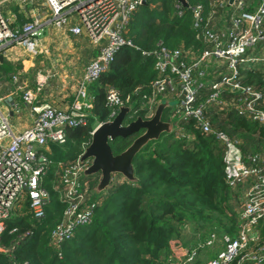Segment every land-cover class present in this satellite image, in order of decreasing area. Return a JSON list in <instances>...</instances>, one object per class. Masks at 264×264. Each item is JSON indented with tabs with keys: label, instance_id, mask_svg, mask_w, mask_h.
I'll return each instance as SVG.
<instances>
[{
	"label": "built area",
	"instance_id": "obj_1",
	"mask_svg": "<svg viewBox=\"0 0 264 264\" xmlns=\"http://www.w3.org/2000/svg\"><path fill=\"white\" fill-rule=\"evenodd\" d=\"M146 1L43 0L39 6L40 10H45L46 23L52 29L76 37L85 34L96 53L85 66L78 85L71 93L75 102L71 110H60L48 103L36 105V98L45 81L41 77L33 90L17 87V91L21 93V103L29 108L31 114L28 128L12 132L6 118L0 113V237L5 221L20 207L23 200H27L34 220L43 219L49 197L41 185L45 175L41 165L46 162L49 144L62 143L64 130L87 117L86 110L91 109V99L86 87L107 70L119 47L126 45L133 48L124 34L132 14ZM205 1V6L197 4L189 12L195 41L207 44L209 49L196 54L193 49L170 51L157 44L156 50L151 54L155 78L147 86L148 92L140 109L143 111V119H149L160 102L176 99L177 104L173 110L166 111L168 123H172L174 128L175 121L192 120L202 133L214 136L222 145L223 173L229 190L235 192L240 188L243 190L245 185L250 187L244 191V195L241 193L244 197L240 205L243 207L242 214H237L236 230L231 238L227 237L228 234L224 236L227 238L223 237L224 250L209 259L208 263L206 261L202 264H251L245 252L250 250L251 242L257 247L259 235L254 224L264 221V157L262 159L261 156L248 155L244 159L239 145L221 131L212 129L204 115L207 108L214 107L217 111H233L236 115L246 116L264 127V114L253 106L260 95L249 87L240 85L241 78L237 68L249 62L264 63V56L259 60L246 57L247 51L264 46V0H232L231 3L228 0ZM176 11L180 16L178 6ZM39 13L36 8L29 16V21L21 26H12L3 17L0 5V51L14 46L27 50L32 57L46 53L39 41ZM1 58L0 55V63ZM208 74L211 78L206 81ZM196 77L200 84H196ZM11 80L15 83L17 78L13 76ZM204 83L214 92L196 104L198 91ZM222 90L232 94L231 99L220 100L219 93ZM104 99L108 107L132 109L126 106L128 100L120 99L112 87H105ZM3 101L11 111L17 112L15 102L10 99ZM132 112L135 113V110ZM83 152L58 172L56 191L58 200L65 207L59 221L47 236L56 258H60V245L70 240L78 228L89 224L95 206L92 192L81 180L84 177L83 171L91 164V160L80 161ZM120 182L119 179L114 183ZM12 232L14 229L9 231ZM214 240L215 235H210L205 241L212 242L203 247H214ZM0 254L9 255V250L0 245ZM190 258L191 256L180 264H196ZM258 261L260 264V257Z\"/></svg>",
	"mask_w": 264,
	"mask_h": 264
},
{
	"label": "trees",
	"instance_id": "obj_2",
	"mask_svg": "<svg viewBox=\"0 0 264 264\" xmlns=\"http://www.w3.org/2000/svg\"><path fill=\"white\" fill-rule=\"evenodd\" d=\"M184 2L186 7L177 0H147L132 14L124 36L133 48H118L107 70L86 87L91 99L87 117L67 127L64 141L49 144V154L44 155L41 185L49 198L43 219L32 218L27 200L20 203L5 221L0 245L9 250V255L0 254V264H165L157 261L164 257L161 253L166 249L170 253L179 247L176 239L183 221L195 223L200 230L225 229L228 235L235 232L237 217L230 200L236 196L225 183L223 147L214 136L202 133L192 120H179L170 133L148 142L134 156V183L121 180L109 186L101 199H93L95 206L89 224L78 228L70 240L60 245V258H56L47 240L65 207L56 191L59 169L74 162L88 146L91 124L109 121L118 111L105 104V87L114 88L120 99L128 100L126 106L137 110L124 117L122 123L126 125L137 116L143 118L140 107L148 84L155 78L151 54L157 44L170 51L193 49L196 54L209 49L207 44L195 41L189 12L197 4L205 6L206 1ZM156 3L159 11L150 8ZM176 4L180 16L174 8ZM237 68L240 85L260 95L253 106L264 114V66L254 68L245 63ZM213 92L208 87L199 89L196 104ZM230 95L226 90L219 93L223 101L231 99ZM204 118L212 129L239 145L244 159L248 155L263 159L264 153L259 152L264 151V127L246 116L217 111L214 107L207 108ZM161 120L167 122L165 113ZM136 135L109 141L112 154L122 152ZM81 180L91 191L93 180L87 176ZM12 229L14 232L9 233ZM256 230L263 240L264 221L258 222Z\"/></svg>",
	"mask_w": 264,
	"mask_h": 264
},
{
	"label": "crops",
	"instance_id": "obj_3",
	"mask_svg": "<svg viewBox=\"0 0 264 264\" xmlns=\"http://www.w3.org/2000/svg\"><path fill=\"white\" fill-rule=\"evenodd\" d=\"M0 2L2 15L12 26L23 25L29 21V16L33 10H36V8L39 10L41 20L39 29L41 36L39 37V41L42 49L46 51V53L38 54L34 57L30 56L27 50L23 51L14 46L6 47L0 51V55L2 56L0 63V99H10L16 103V107L18 108L17 112H13L6 106L7 115L0 113L6 118L8 124L9 118H14L15 124H17V129L14 132H19L30 126L31 114L29 108L21 103V93L17 91V87L23 86L24 89L33 90L36 82L43 77L45 81L41 92L36 98V105L48 103L60 110H71L74 107L73 103H75L71 97V93L75 86L78 85L85 66L95 56L96 49L89 44L85 34L76 37L61 30L56 31L52 29L46 23L47 20L45 18H47V15L45 10L39 9L43 0H0ZM48 27L50 30L58 32V34L54 32L55 35H52L48 32ZM249 52L259 54L251 57L246 55L247 58L259 60V58L264 56V46L260 45ZM247 64L254 68L264 66L263 62L258 61ZM49 73L53 74V77H49ZM13 76L17 78L15 83L11 80ZM195 80L196 84H200V80L197 77ZM202 88H206L205 83ZM168 109V107L165 108L163 113ZM129 110L132 111V109ZM166 121L168 122V119ZM170 124L173 126L172 123ZM9 128L11 129L10 125ZM119 178L123 180L121 177ZM196 227L195 225L193 226L195 237L197 236V231L200 230ZM191 240L192 236L188 237L186 242L177 240V245L180 247L179 256L183 257L185 255L187 250L185 244H190ZM221 250V243H216L213 250H208L211 255L208 256L206 261L215 257Z\"/></svg>",
	"mask_w": 264,
	"mask_h": 264
},
{
	"label": "water",
	"instance_id": "obj_4",
	"mask_svg": "<svg viewBox=\"0 0 264 264\" xmlns=\"http://www.w3.org/2000/svg\"><path fill=\"white\" fill-rule=\"evenodd\" d=\"M186 7L184 0H177ZM232 0H228L231 3ZM169 106V102H160L149 119L140 116L128 124L122 123L129 114L127 107L118 108V111L109 121L97 125L90 134V141L80 157V161L90 159L91 164L83 171V176L98 174V181L94 193L103 191L108 187L111 177L118 175L128 183H134L132 170L134 156L150 141H156L162 134H168L172 125L161 120L162 114ZM137 134L131 143L119 154L113 155L108 142L116 138H125Z\"/></svg>",
	"mask_w": 264,
	"mask_h": 264
},
{
	"label": "rangeland",
	"instance_id": "obj_5",
	"mask_svg": "<svg viewBox=\"0 0 264 264\" xmlns=\"http://www.w3.org/2000/svg\"><path fill=\"white\" fill-rule=\"evenodd\" d=\"M177 7V4L174 6V8ZM151 9L153 10H157L159 11V3H156V4H153L150 6ZM222 11H224L223 8H221ZM2 10V8H1ZM47 15V14H46ZM48 32H50L52 35L55 33L58 34V32L56 31H53V30H50V28L48 27ZM47 32V33H48ZM47 35V34H46ZM45 35V36H46ZM55 35V34H54ZM53 38V37H52ZM247 55H249L250 57L251 56H257L259 53H256V52H252L250 53L249 51H247L246 53ZM49 77H53V74L49 73ZM211 78V75L208 74V76H206L205 80L208 81L210 80ZM177 104V100L176 99H172V100H169V106H168V110L167 111H172L173 108L176 106ZM0 112L2 114H6L8 113L7 111V107H6V104L4 103V101L2 99H0ZM166 114V112H165ZM177 118H175L176 120ZM15 119L14 118H9V125L11 127V129L13 130L12 132H14L17 128V124H15ZM18 123H19V120L17 119ZM100 124V123H99ZM98 124H96L95 122L93 124H91V127L94 129ZM91 128V130L93 131V129ZM90 130L89 134L92 133V131ZM16 133V132H14ZM262 149L264 150V146H262ZM52 153V151L50 152V154ZM261 154L264 153V151L261 150V152H259ZM239 156H240V153H239ZM85 160H90V159H85ZM83 176V175H82ZM88 178H91L93 180V188L91 189V192L94 194L93 195V199H95L96 201H98L99 199H101L104 195V193L106 192V190L108 189L109 186H114L115 183L117 180H119V176L118 175H113L111 178H112V182L110 180L109 182V185L107 188H105L103 191L101 192H98V193H94V190H95V186H96V182H95V178H98V174H94V175H90V176H87ZM122 182V181H121ZM127 183V182H126ZM250 187V186H249ZM248 187V188H249ZM247 186L245 185V187L243 188V190L241 189V191L237 190L235 192H233V194L236 196V198L232 197L231 200H230V206L232 207V210H233V213L236 215L237 217V214H242V210H243V207H240V205L242 204L244 197V191L246 192L247 191ZM239 189V188H238ZM241 193L243 194L241 196ZM222 209V208H221ZM237 212V213H236ZM226 214L228 212H225ZM211 217L214 216L213 213H211ZM229 214V213H228ZM227 214V216H228ZM227 218V217H225ZM220 220L222 222H224V219L223 218H220ZM213 222V221H212ZM186 223V224H185ZM258 222L254 224V228L257 226ZM183 227L178 230V238L176 240H180L181 242H186V239L188 237H191L192 236V240L190 242V244H185V246H190L189 248H187V251L185 252L186 256H191V260L196 263V264H202L203 262L202 261H205L206 262V259L208 258L209 255H211L208 250H207V246H204L203 249L200 250V245H205L207 244L208 242H212V241H205V240H208L209 236L210 235H215V240L213 241L212 244L214 243H221L223 245V237L226 235V232L224 231L225 229L223 230H219V229H215L213 228L216 232L215 233H211L209 231V229L207 230H203L201 229L200 230V235H199V242L197 240V238L195 237L194 235V228L193 226L196 224L195 223H191L189 224L188 222H184L183 221ZM236 226V225H235ZM232 235H227L228 238H231ZM227 237H224V238H227ZM259 237V236H258ZM170 241H175L174 239L173 240H170ZM201 242V243H200ZM170 243V242H169ZM224 245L222 247V249L224 250ZM249 247H250V250H247L245 252V256H248V259H249V262L251 264H259V261H258V258L260 257L261 258V263L260 264H264V239L262 240L260 237H259V240H258V245L256 247V245L254 243H250L249 244ZM180 247H178L177 249H171L168 253L167 252V249L165 251H163L161 254L164 255L160 257V259L157 261L159 262L160 260H162L165 264L168 262V260H172L173 262L177 263V264H180V262H182V256H179L180 255V250H179ZM167 255V256H166ZM166 257V258H165ZM209 261L207 260L206 263H208Z\"/></svg>",
	"mask_w": 264,
	"mask_h": 264
},
{
	"label": "bare ground",
	"instance_id": "obj_6",
	"mask_svg": "<svg viewBox=\"0 0 264 264\" xmlns=\"http://www.w3.org/2000/svg\"><path fill=\"white\" fill-rule=\"evenodd\" d=\"M211 233H215L216 231L215 230H209ZM199 235H200V230H198L197 231V236H196V238H197V240H198V242H199ZM201 243V242H200ZM190 247V246H189ZM188 246H187V248H189ZM201 249H203V245H200V250ZM187 251V250H186ZM188 258H189V256H186V254L184 255V257L182 258V260L183 261H186V260H188ZM173 263V261L172 260H168V262L166 263V264H172Z\"/></svg>",
	"mask_w": 264,
	"mask_h": 264
},
{
	"label": "clouds",
	"instance_id": "obj_7",
	"mask_svg": "<svg viewBox=\"0 0 264 264\" xmlns=\"http://www.w3.org/2000/svg\"><path fill=\"white\" fill-rule=\"evenodd\" d=\"M173 128V127H172ZM126 182V181H125Z\"/></svg>",
	"mask_w": 264,
	"mask_h": 264
}]
</instances>
